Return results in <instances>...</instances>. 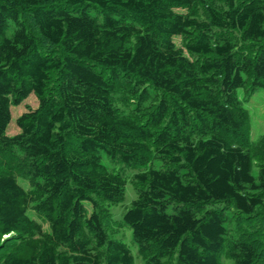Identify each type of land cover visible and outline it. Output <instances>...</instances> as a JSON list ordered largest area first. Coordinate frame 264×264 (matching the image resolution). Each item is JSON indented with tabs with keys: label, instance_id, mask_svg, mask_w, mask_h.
Listing matches in <instances>:
<instances>
[{
	"label": "trees",
	"instance_id": "obj_1",
	"mask_svg": "<svg viewBox=\"0 0 264 264\" xmlns=\"http://www.w3.org/2000/svg\"><path fill=\"white\" fill-rule=\"evenodd\" d=\"M240 88H264V0H0V264H134L103 151L139 168L122 223L147 264H264Z\"/></svg>",
	"mask_w": 264,
	"mask_h": 264
},
{
	"label": "rangeland",
	"instance_id": "obj_2",
	"mask_svg": "<svg viewBox=\"0 0 264 264\" xmlns=\"http://www.w3.org/2000/svg\"><path fill=\"white\" fill-rule=\"evenodd\" d=\"M173 39L177 45H180V36H174ZM238 93L240 97H242L244 106L248 108L250 112V138L252 140H256L259 136L264 134V88L257 89L246 98L244 97L242 88L238 90ZM37 104L38 100L34 93H30L18 104H11L12 117L7 127L8 134H15L19 131V128L16 124V117L29 108H35ZM102 161L109 167H116L117 169L121 170L125 174L126 178L124 198L119 202L108 204L112 215L111 222L107 224L109 235L112 238L120 239L128 244L134 256V264H147L140 255L139 248L133 239L132 228L129 225L122 223L125 210L136 197L130 177L134 172L138 171L139 168H130L121 165L118 162L111 160V158L104 151L102 152ZM151 165L159 167V162L154 160L152 164L142 168H147ZM20 183L24 186L26 185V182L23 180H20ZM113 219H115L117 222L113 221ZM225 262L226 264H229L227 260Z\"/></svg>",
	"mask_w": 264,
	"mask_h": 264
}]
</instances>
